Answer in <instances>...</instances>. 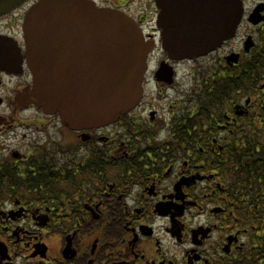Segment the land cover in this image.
Segmentation results:
<instances>
[{
  "label": "flooded vegetation",
  "instance_id": "obj_1",
  "mask_svg": "<svg viewBox=\"0 0 264 264\" xmlns=\"http://www.w3.org/2000/svg\"><path fill=\"white\" fill-rule=\"evenodd\" d=\"M39 1L0 0V264H264V178L248 173L252 150L264 163V0L193 58L163 41L227 26L222 0H91L152 46L140 102L81 129L34 95L24 23Z\"/></svg>",
  "mask_w": 264,
  "mask_h": 264
},
{
  "label": "water",
  "instance_id": "obj_2",
  "mask_svg": "<svg viewBox=\"0 0 264 264\" xmlns=\"http://www.w3.org/2000/svg\"><path fill=\"white\" fill-rule=\"evenodd\" d=\"M222 2L232 16L227 26L178 28L163 48L173 57L193 58L235 36L243 1ZM156 3L163 9L170 0ZM256 15L251 19L258 23ZM24 34L38 105L58 113L64 124L81 129L113 123L140 102L152 44L126 14L91 0H40L27 14Z\"/></svg>",
  "mask_w": 264,
  "mask_h": 264
},
{
  "label": "trees",
  "instance_id": "obj_3",
  "mask_svg": "<svg viewBox=\"0 0 264 264\" xmlns=\"http://www.w3.org/2000/svg\"><path fill=\"white\" fill-rule=\"evenodd\" d=\"M257 62V61H256ZM263 63H264V61H263ZM257 80L258 81H260L261 79H260V77L258 76V78H257ZM255 147V146H254ZM263 154H261V155H257V153L256 152H254V150H252L251 152H249V160H250V162H252V163H250V165H249V168H248V173L249 174H252V176H256V175H258V176H263V178H264V163L263 164H261V167L260 166H258L259 164H257V160H258V158L259 157H261ZM240 173H245V171H240Z\"/></svg>",
  "mask_w": 264,
  "mask_h": 264
},
{
  "label": "bare ground",
  "instance_id": "obj_4",
  "mask_svg": "<svg viewBox=\"0 0 264 264\" xmlns=\"http://www.w3.org/2000/svg\"><path fill=\"white\" fill-rule=\"evenodd\" d=\"M128 16V15H127Z\"/></svg>",
  "mask_w": 264,
  "mask_h": 264
}]
</instances>
